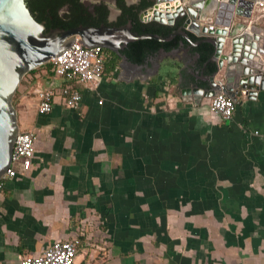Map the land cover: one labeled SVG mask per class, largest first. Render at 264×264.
<instances>
[{"label": "crops", "instance_id": "0c3cea01", "mask_svg": "<svg viewBox=\"0 0 264 264\" xmlns=\"http://www.w3.org/2000/svg\"><path fill=\"white\" fill-rule=\"evenodd\" d=\"M247 23L264 71V9ZM175 60L179 70L147 76L106 61L97 89L79 87L80 110L57 98L48 116L34 93L44 70L21 84L20 105L34 109L20 129L38 139L32 166L0 193V264L68 239L79 264H264V91L240 92L225 120L209 97L183 93L192 60Z\"/></svg>", "mask_w": 264, "mask_h": 264}, {"label": "water", "instance_id": "95a60500", "mask_svg": "<svg viewBox=\"0 0 264 264\" xmlns=\"http://www.w3.org/2000/svg\"><path fill=\"white\" fill-rule=\"evenodd\" d=\"M150 1L152 6L144 12L145 22L169 29L166 35L134 34L132 23L121 28L81 25L48 31L32 13L28 0H0V179L12 164L14 144L21 130L13 98L24 77L67 51L77 39L86 46L115 51L121 58L120 67L136 76L159 73L164 68L179 70L175 59L184 53L192 60V72L181 79L186 84L183 93L193 94L190 98L197 104L218 92L237 100L240 92L255 98L264 91V71L256 66V39L247 23L254 15L256 0ZM212 15L214 29L206 21ZM235 17L246 21L237 22ZM143 39L175 44L170 50L161 48L162 56L148 53L141 63L134 62L122 50L129 42ZM227 41L230 50H226ZM203 44L208 45L210 54L196 69L202 54L198 48ZM165 57L172 58L171 62H165ZM209 64L215 66L213 71L206 70Z\"/></svg>", "mask_w": 264, "mask_h": 264}, {"label": "built area", "instance_id": "2783aa9c", "mask_svg": "<svg viewBox=\"0 0 264 264\" xmlns=\"http://www.w3.org/2000/svg\"><path fill=\"white\" fill-rule=\"evenodd\" d=\"M256 7L264 9V0H256ZM209 27L214 29L215 25L211 23ZM106 61L104 47L86 46L79 39L67 51L52 58L48 63L52 66L53 76L49 77L45 88L34 89L39 115H50L54 110L57 98L66 108L80 110L84 94L79 87L97 89L104 79ZM38 76L42 77V75ZM32 78L28 73L22 84L31 83ZM58 79H62V82H58ZM99 103L102 104L103 101ZM209 109L211 112L219 114L223 119L229 120L236 110V101L226 93L218 92L209 97ZM37 139L38 134L35 130H20L14 144L12 164L0 179V193L4 191L6 183L17 176L16 167L18 165L25 169L32 166ZM77 255L78 240H61L53 243L38 256L21 257L20 264H79Z\"/></svg>", "mask_w": 264, "mask_h": 264}, {"label": "flooded vegetation", "instance_id": "af4514ba", "mask_svg": "<svg viewBox=\"0 0 264 264\" xmlns=\"http://www.w3.org/2000/svg\"><path fill=\"white\" fill-rule=\"evenodd\" d=\"M50 3L52 6L46 9L40 6L34 11L38 20L45 23L48 31L54 28H62L57 24L63 19L67 23L78 24L70 28L64 27L63 29H71L81 25L121 28L132 23L131 31L134 34H167L165 32L166 28L153 22H145L144 12L152 6L150 0H50ZM135 42H129L122 52L127 55L128 53H134L131 46ZM119 44H124V41H120ZM205 47L206 45L203 44L198 48L202 53L198 61L200 66L205 62L203 60ZM104 53L107 65H111L112 61L117 57L120 58L118 53L108 48H104ZM153 53L157 56H162L163 54L161 49ZM209 67L210 65L207 66L206 70Z\"/></svg>", "mask_w": 264, "mask_h": 264}, {"label": "trees", "instance_id": "16d2710c", "mask_svg": "<svg viewBox=\"0 0 264 264\" xmlns=\"http://www.w3.org/2000/svg\"><path fill=\"white\" fill-rule=\"evenodd\" d=\"M28 3H29V7H30L32 13L34 14V16H35V12L34 11L36 9H38L40 6H42L44 9L52 6L51 3H50V0H28ZM37 20H38V18H37ZM57 25L62 27V28H64V27L65 28H70V27L76 26L78 24L77 23L73 24V22L67 23L66 21L61 19ZM165 32L169 33V29L166 28ZM174 44H175L174 42L164 43V42L157 41L155 39L138 40L135 43H133V45L131 46V48L134 51V53H132V54L128 53V56L130 57V59L132 61L141 63L148 53H153V52H155V51H157V50H159V49H161L163 47L166 50H170V49L173 48ZM209 54H210V50L208 49V45H206L205 50H204V55H203V60L204 61H206L208 59ZM119 61H120L119 57L114 59L112 61V63H111V68L115 67L119 63ZM209 65H210V67H209V69L207 71H213L215 69V66L213 64H209ZM51 68H52L51 64L47 63V64L39 67L38 69L30 72L29 74L33 75V73H35V72L44 70V71L48 72L44 76L48 77V79H49L50 76H53Z\"/></svg>", "mask_w": 264, "mask_h": 264}, {"label": "rangeland", "instance_id": "374dc122", "mask_svg": "<svg viewBox=\"0 0 264 264\" xmlns=\"http://www.w3.org/2000/svg\"><path fill=\"white\" fill-rule=\"evenodd\" d=\"M29 96H30L29 99H31V95H29ZM33 103H34V100L31 99V101L29 102V105L28 106H26V107L21 106L20 105V99H19V90L17 91L16 95L13 98V105H14V107L16 108V110L18 112V121L20 120V117L22 116L23 113H24V115H26V112H29L30 113V112L33 111V109H34V107L32 105Z\"/></svg>", "mask_w": 264, "mask_h": 264}]
</instances>
